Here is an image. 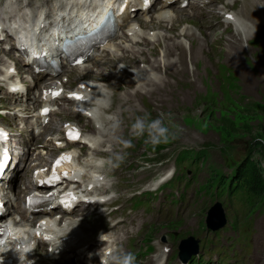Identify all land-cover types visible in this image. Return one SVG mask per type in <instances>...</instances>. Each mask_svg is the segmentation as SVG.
Wrapping results in <instances>:
<instances>
[{
    "label": "rangeland",
    "instance_id": "rangeland-1",
    "mask_svg": "<svg viewBox=\"0 0 264 264\" xmlns=\"http://www.w3.org/2000/svg\"><path fill=\"white\" fill-rule=\"evenodd\" d=\"M257 6L258 11L254 8ZM231 12L244 18L255 16L259 19L260 16L263 21L247 36L231 28L219 27L209 35V31L202 33L199 30L196 21L183 17L180 27L185 29L192 23L194 30L193 33H185L180 40L184 38L185 42L187 39L191 42L187 47L183 46L182 55L176 53L171 59L181 60L186 69L177 74L173 66H179V63L167 62L163 67L156 65L157 70L151 67L159 73L155 84H147L142 89L134 83L131 87L130 83L134 82L131 78L113 88L120 95L126 94L123 97L126 100L134 99L128 113L132 122L137 119L139 123L134 130L124 131L116 164L131 192H150L144 196L156 200L165 198V194L159 193L162 187L155 189L149 182L159 177L167 167L180 166L182 175L175 185L169 187L173 192L171 195L185 202L180 220L151 225L149 234L157 236L150 239L143 233L141 239H159L162 242L165 235H174L176 238L171 236L165 241L172 248L170 255L179 251L183 241L195 243L198 240L199 250L193 263L210 255L212 264H221V259L231 258L230 253L242 251L251 255L253 264H264V227L260 232L253 230L254 221H264V200H254L245 195L216 196L215 186L211 190L213 170L220 172L223 180H234L250 159L264 170V1L245 0ZM169 34H163L165 43L144 48L145 55L131 63L135 71L146 65L150 68L156 59L162 60V65L165 63L162 51L167 50L164 48L167 42H176L173 37L179 33ZM212 38L220 45L215 53L207 49ZM198 50L202 52L201 61ZM146 73L149 79H153L149 72ZM136 86L142 90L141 93L134 91ZM256 141L261 142L262 147H256ZM186 151H199L201 155L195 160L177 163V156ZM215 202L221 203L227 224L223 229L211 232L217 237L204 243L206 238L212 237L211 233L206 234L203 226L209 212L215 211ZM173 204L175 209L179 206L177 201ZM251 219V235L250 229L238 230L242 225L239 221L250 222ZM257 237H263L259 247L253 245V239ZM231 241L236 242L230 245ZM142 261L152 264L151 260ZM188 263L192 264V261ZM173 264H179L178 259Z\"/></svg>",
    "mask_w": 264,
    "mask_h": 264
},
{
    "label": "bare ground",
    "instance_id": "bare-ground-1",
    "mask_svg": "<svg viewBox=\"0 0 264 264\" xmlns=\"http://www.w3.org/2000/svg\"><path fill=\"white\" fill-rule=\"evenodd\" d=\"M245 0H243V2H244ZM258 1V0H257ZM260 2V1H259ZM257 4H260V3H257ZM256 4V5H257ZM236 6H234L233 8H235ZM255 8V10L256 11H258V6L257 7H254ZM247 11H245V13H246ZM244 13V14H245ZM241 14H239V15H234L233 14V17H232V19H231V29H234L235 31H239L240 33L239 34H244L245 36H247L248 35V33H251L252 31H253V29H254V26H258V24H259V26L261 25V23H262V17H260L259 16V19H257V17H251V18H244L242 15L240 16ZM239 16V17H238ZM185 18H187V17H185ZM184 18V19H185ZM190 24H192V23H190ZM193 25V24H192ZM155 28H157V29H159V27H157V26H152V29H154V30H156ZM184 29V28H183ZM194 30V29H193ZM189 32V29H186V30H182V29H180L179 30V34L178 35H175L173 38L174 39H176V42H174V40L173 41H171V42H167V44H166V46L164 47L165 49H167L166 51H165V49H164V51L165 52H163L162 51V59H163V62H165L163 65H162V63H161V61L162 60H160V59H156L155 61H153V64H155V65H153V66H151L150 65V68H148V65H146V67L145 68H141V69H138L137 71H135L134 72V74L131 76V77H129V78H134V82L132 81L131 83H130V86L131 87H133L134 86V83L137 85V86H140L142 89H143V87L145 86V85H147V84H155V82H157L158 81V78H159V73H157V71H155V70H152V68L151 67H153V68H156V65H158L159 67H163V66H165V65H167V62H170V63H175V62H178L177 61V59H171V57H173L176 53H180V55H182L181 54V52L183 53V51H182V48H183V46L184 47H187V44L189 45L190 44V42L191 41H189L188 39H187V41L185 42L184 40H186V39H184L183 38V40H180V37L181 36H183L185 33H188ZM164 34H168V33H164ZM179 36V38H175V37H178ZM155 37L158 39V43H165L164 41H163V36H162V34L160 33V31H156L155 32ZM185 37V36H184ZM173 38H171V39H173ZM170 39V40H171ZM170 44V45H169ZM169 45V46H168ZM187 50V49H186ZM199 51V50H198ZM199 53V60L201 61L203 58L201 57L202 56V52H198ZM179 55V56H180ZM190 55V54H189ZM185 56V55H184ZM176 58V57H175ZM189 58H191V57H189ZM202 58V59H201ZM179 59V58H178ZM170 60H172V61H170ZM182 60L184 61V58H183V56H182ZM196 60V59H195ZM179 66H177V65H175V66H173V69H175L176 71V73L177 74H179V73H181L182 71H184L185 69H186V66H185V64H183L182 63V61L181 60H179ZM169 64V63H168ZM190 64V63H189ZM181 69H180V68ZM197 69V68H196ZM141 70H145V72L144 71H141ZM156 70H157V68H156ZM146 71L147 72H149V76H151L153 79H149L148 78V74L146 73ZM174 71V70H173ZM197 72V71H196ZM165 74V73H164ZM167 75V74H166ZM161 76V75H160ZM179 76V75H178ZM169 77V76H168ZM172 77H174V76H172ZM162 78V77H161ZM187 79H188V77H186ZM169 81V80H168ZM173 81V80H172ZM162 82V81H161ZM176 82V81H175ZM181 82V81H180ZM186 83V82H185ZM166 84V83H165ZM136 86V88L134 89V91L135 92H138V93H141L142 92V90H140V88L138 89V87ZM150 87V86H149ZM108 88H110V87H108ZM153 88V87H152ZM165 88V87H164ZM110 89H112V88H110ZM171 89V88H170ZM187 89V88H186ZM113 90V89H112ZM181 90V89H180ZM160 91V90H159ZM162 91V90H161ZM176 91V90H175ZM155 93V92H154ZM162 93V92H161ZM178 93V92H177ZM127 94H129V93H127ZM136 94V93H135ZM124 95H126V94H124ZM180 95V94H179ZM134 96H136V95H134ZM147 97H149L150 98V96H148V95H146ZM135 99H138V97H136ZM124 100L126 101V104H131L132 103V101L134 100H132L131 101V99H129V100H126L125 98H124ZM170 103V102H169ZM161 108V107H160ZM123 132H117L116 134H122ZM216 211H218V209H216ZM215 211V212H216ZM215 213L211 216V219H213V221H215ZM211 225H213V222L212 223H210ZM253 230L254 231H257V232H260L262 229H263V227H264V221H262V220H260V221H254L253 222ZM261 238H263V237H257V238H255V239H253V245L255 246V247H259V245H260V239ZM156 260H158V264L159 263H161L163 260H164V252H162V251H160V253L156 256Z\"/></svg>",
    "mask_w": 264,
    "mask_h": 264
},
{
    "label": "trees",
    "instance_id": "trees-1",
    "mask_svg": "<svg viewBox=\"0 0 264 264\" xmlns=\"http://www.w3.org/2000/svg\"><path fill=\"white\" fill-rule=\"evenodd\" d=\"M256 147H262V143L256 141ZM215 172V170H213ZM218 175V174H217ZM242 175L244 177L245 184L247 185L248 189L253 193L255 197L264 198V170L260 167L259 163L255 160L250 159L249 162L244 166L242 171ZM219 177L217 176L216 180L214 181L217 184L219 181ZM216 211V209H215ZM215 218H220L219 211H216ZM213 213V214H214ZM205 228V227H204Z\"/></svg>",
    "mask_w": 264,
    "mask_h": 264
},
{
    "label": "water",
    "instance_id": "water-1",
    "mask_svg": "<svg viewBox=\"0 0 264 264\" xmlns=\"http://www.w3.org/2000/svg\"><path fill=\"white\" fill-rule=\"evenodd\" d=\"M214 209H218V211L220 213V215H219L220 218L218 219V217H217V218H215V221H213V219H211V216L213 215L214 211H211L208 214V217L206 219V223H208L207 226L209 229L212 228V230H217L225 224V220H224L223 212H222L221 208L219 207V205L214 206ZM212 222H213V225L210 224Z\"/></svg>",
    "mask_w": 264,
    "mask_h": 264
}]
</instances>
